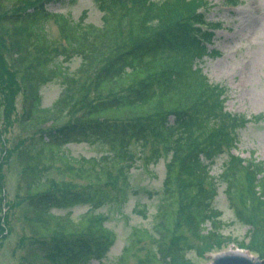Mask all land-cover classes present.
<instances>
[{"label": "trees", "instance_id": "obj_1", "mask_svg": "<svg viewBox=\"0 0 264 264\" xmlns=\"http://www.w3.org/2000/svg\"><path fill=\"white\" fill-rule=\"evenodd\" d=\"M54 1L0 0V120L20 92L21 133L39 129L16 145L17 204L31 232L23 237L27 248L20 264H84L108 253L115 234L95 210L107 204L120 209L129 195L138 194L128 179L135 161L132 140L148 150L146 166L166 160L156 223L151 231L134 228L130 236L134 244L149 242L156 248L139 264L183 263L193 247L191 237L199 253L213 242H227L221 233L225 223L213 207L221 182L236 220L251 228L250 238H261L264 161L232 150L239 131L262 117L228 111L227 89L210 83L198 66L203 57L220 56L210 49L220 25L206 18L210 3L93 0L102 12V25L96 26L85 22L86 12L76 20L49 12ZM47 20L57 25V38L47 33ZM74 56L82 63L71 74L65 62ZM56 78L65 91L44 108L40 90ZM69 95L77 96L80 114L56 126ZM79 142L107 145L112 153L76 158L62 152L66 144ZM225 152L221 173L212 175ZM52 170L68 180L45 178ZM76 205L90 206L76 222L50 212ZM129 251L124 248L120 264H127Z\"/></svg>", "mask_w": 264, "mask_h": 264}, {"label": "rangeland", "instance_id": "obj_2", "mask_svg": "<svg viewBox=\"0 0 264 264\" xmlns=\"http://www.w3.org/2000/svg\"><path fill=\"white\" fill-rule=\"evenodd\" d=\"M230 1L236 3L231 5ZM207 2L210 3L206 11L207 20L220 24L214 30L213 45H210V49L215 48L220 56L203 57L198 66L210 83L227 89L228 111L245 114L248 118L262 117L260 122H251L239 131V142L232 153L243 158H249L254 153L257 160L264 161V0ZM47 10L74 20L78 19L82 12H86V23L102 25V12L93 0H56L48 5ZM44 27L51 37H58V28L53 20L45 21ZM61 60L62 57H59L58 61ZM81 63V57L74 56L65 62V65L69 73L75 74ZM65 88L61 78L43 85L40 90L41 106L50 107ZM23 101L20 92L13 96L12 110L3 112L0 120V227L4 228L0 233V264H20L27 248L23 237L31 235L22 215V207L17 204L20 197L18 180L21 169L16 162V145L20 138L34 133L38 128H33L28 134L21 133L18 121L23 110ZM62 108L63 111L54 124L56 126L65 125L79 116L77 96H67ZM5 120L9 122L5 124ZM51 125L41 124L38 127L48 128ZM129 150L135 161L128 173V179L131 189L138 191V194L129 195L127 202L120 209L115 204H107L95 210L97 215L105 218L104 226L115 234V243L101 260H89L84 264H120V257L127 247L130 249L125 260L127 264H139L147 257L149 251L155 252L154 244H134L130 236L134 228L151 231L156 223L155 214L165 176L166 160L161 157L157 163L146 166L145 156L148 150L145 147L132 140ZM62 152L68 157L100 158L111 154L112 149L99 143L79 142L66 144ZM226 159L227 152L216 159L212 175L218 176L221 173ZM44 176L55 181L68 180L56 170ZM224 190L225 184L219 183L218 196L213 201V207L221 213L219 219L225 223L221 233L228 236L229 240L213 242L199 253L198 242L191 237L189 242L193 247L186 251L184 262L180 264H213L215 256L237 249L264 262V258L260 257V254L264 253V235L261 238H250L251 228L236 220ZM89 210V205H76L69 209H52L50 212L55 216L68 214L70 219L76 222Z\"/></svg>", "mask_w": 264, "mask_h": 264}, {"label": "water", "instance_id": "obj_3", "mask_svg": "<svg viewBox=\"0 0 264 264\" xmlns=\"http://www.w3.org/2000/svg\"><path fill=\"white\" fill-rule=\"evenodd\" d=\"M213 264H264V262L237 249L215 256Z\"/></svg>", "mask_w": 264, "mask_h": 264}]
</instances>
